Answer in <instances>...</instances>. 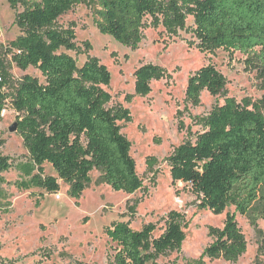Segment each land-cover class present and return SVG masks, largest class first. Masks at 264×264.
Masks as SVG:
<instances>
[{
  "label": "trees",
  "instance_id": "trees-1",
  "mask_svg": "<svg viewBox=\"0 0 264 264\" xmlns=\"http://www.w3.org/2000/svg\"><path fill=\"white\" fill-rule=\"evenodd\" d=\"M16 13L20 35L0 44V123L10 105L17 117V134L29 159L15 167L3 155L5 140L0 136L1 174L12 168L20 173L19 191L42 190L55 195L62 181L67 194L79 201L99 174L95 186L133 195L143 188V180L131 156V143L122 133L120 122L131 123L132 115L123 106H111L106 90L111 73L97 58L88 57L79 65L73 29L60 28L59 18L80 4H90L97 29L119 44L136 49L143 40L148 20L169 32L186 29L194 18L196 47L204 53L214 50L237 52L246 57L250 70L264 79V0H8ZM37 69L45 82L25 75L13 85L11 71ZM165 70L153 64L135 72V94L147 97L151 83L165 77ZM227 79L213 65L197 70L189 78L186 100L198 106L207 91L223 95ZM127 101H130L128 98ZM202 132L195 141L178 146L167 158L174 182L190 185L200 208L214 215L229 207L247 215L264 209V96L257 101L237 102L226 97L202 120ZM50 165L56 177L45 175ZM154 159L148 168L154 167ZM4 213L8 195L0 190ZM39 201L36 205L39 206ZM228 213L222 228L210 227L211 244L199 260L205 264L223 260L236 263L247 251V241L236 219ZM264 218V210H263ZM188 227L185 214L171 211L165 229L156 236L157 225L149 223L134 230L130 222L118 221L106 228L115 244L109 264H149L168 253L180 252ZM264 255V244L260 248Z\"/></svg>",
  "mask_w": 264,
  "mask_h": 264
},
{
  "label": "rangeland",
  "instance_id": "rangeland-1",
  "mask_svg": "<svg viewBox=\"0 0 264 264\" xmlns=\"http://www.w3.org/2000/svg\"><path fill=\"white\" fill-rule=\"evenodd\" d=\"M8 0H0V44H8L20 35L15 25L16 13ZM90 4H80L62 15L57 25L73 29L76 51L70 52L79 65L88 57L97 58L111 73L106 88L112 97L111 106L130 110L131 123L120 122L122 133L131 143V156L143 180V188L133 195L113 191L106 185L95 186L99 174H91L93 183L79 201L68 194V186L59 181L60 199L42 190L19 191L15 183L20 173L12 168L1 174L6 183L0 185L8 195V213L0 200V264H109L115 244L106 235V228L114 222H130L134 230L154 223L156 236L165 229L171 211L186 216V240L180 252L168 253L149 264H189L199 260L211 244L209 228H222L229 207L223 214L214 215L200 208V202L190 185L174 182L167 158L181 144L195 141L202 132V120L224 104L225 98L237 102L243 99L260 100L264 96V79L250 70L246 57L237 52L214 50L204 53L196 47L193 36L194 18L186 21V29L169 32L163 26L147 21L143 40L136 49L125 47L97 29ZM153 64L165 70V77L152 81L147 97L135 94V72L143 65ZM213 65L227 79L223 95L214 97L207 91L198 106L186 100L189 78L204 66ZM13 85L29 75L41 83L45 80L35 68L22 71L13 66ZM130 98V101H127ZM17 113L7 107L0 123V136L5 140L3 155L14 167L29 159L28 151L17 133L10 128L17 123ZM154 159V167L148 161ZM45 175L56 177L46 164ZM39 201V206L36 202ZM263 208L254 213H236L239 227L247 241L246 253L236 262L205 259V264H264L260 248L264 244Z\"/></svg>",
  "mask_w": 264,
  "mask_h": 264
},
{
  "label": "water",
  "instance_id": "water-1",
  "mask_svg": "<svg viewBox=\"0 0 264 264\" xmlns=\"http://www.w3.org/2000/svg\"><path fill=\"white\" fill-rule=\"evenodd\" d=\"M17 129H18V124L15 123V124L10 128V132H12V133H17Z\"/></svg>",
  "mask_w": 264,
  "mask_h": 264
},
{
  "label": "built area",
  "instance_id": "built-area-1",
  "mask_svg": "<svg viewBox=\"0 0 264 264\" xmlns=\"http://www.w3.org/2000/svg\"><path fill=\"white\" fill-rule=\"evenodd\" d=\"M6 112V109L4 110V112H3V114ZM55 197H56V199H60V194H58V195H55Z\"/></svg>",
  "mask_w": 264,
  "mask_h": 264
}]
</instances>
